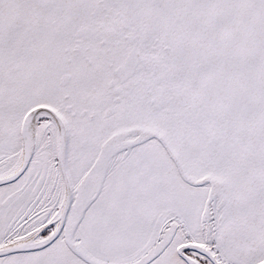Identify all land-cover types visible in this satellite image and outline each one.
Returning <instances> with one entry per match:
<instances>
[{
  "label": "snow or ice",
  "instance_id": "obj_1",
  "mask_svg": "<svg viewBox=\"0 0 264 264\" xmlns=\"http://www.w3.org/2000/svg\"><path fill=\"white\" fill-rule=\"evenodd\" d=\"M0 264H264V0H0Z\"/></svg>",
  "mask_w": 264,
  "mask_h": 264
}]
</instances>
